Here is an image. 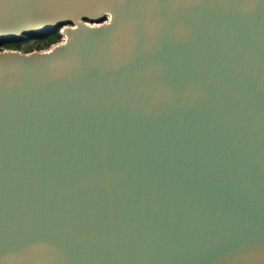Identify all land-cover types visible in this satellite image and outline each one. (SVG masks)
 <instances>
[{"label":"water","instance_id":"water-1","mask_svg":"<svg viewBox=\"0 0 264 264\" xmlns=\"http://www.w3.org/2000/svg\"><path fill=\"white\" fill-rule=\"evenodd\" d=\"M57 26L0 50V264H264V0H0Z\"/></svg>","mask_w":264,"mask_h":264},{"label":"trees","instance_id":"trees-1","mask_svg":"<svg viewBox=\"0 0 264 264\" xmlns=\"http://www.w3.org/2000/svg\"><path fill=\"white\" fill-rule=\"evenodd\" d=\"M62 26L49 27L40 31L24 33L21 36L0 38V50L18 49L25 52L50 48L61 41Z\"/></svg>","mask_w":264,"mask_h":264},{"label":"rangeland","instance_id":"rangeland-1","mask_svg":"<svg viewBox=\"0 0 264 264\" xmlns=\"http://www.w3.org/2000/svg\"><path fill=\"white\" fill-rule=\"evenodd\" d=\"M88 22H89V23L96 24V23H99L100 21L89 20ZM62 38H63V37H62Z\"/></svg>","mask_w":264,"mask_h":264}]
</instances>
